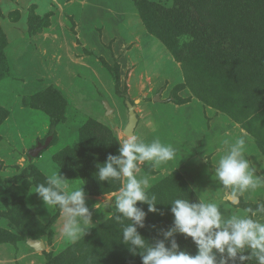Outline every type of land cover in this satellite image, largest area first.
I'll return each instance as SVG.
<instances>
[{
    "label": "rangeland",
    "instance_id": "1",
    "mask_svg": "<svg viewBox=\"0 0 264 264\" xmlns=\"http://www.w3.org/2000/svg\"><path fill=\"white\" fill-rule=\"evenodd\" d=\"M175 3L176 0H0V29L5 37L0 48V108L6 112L0 119V228L17 232L7 217L14 195L30 211L32 223L26 230L36 229L37 222L46 226L40 235L45 243L42 251H35L24 239L15 244L0 242V264H55V260L82 264L83 260H99L93 257L100 253L91 234L114 219L115 213L105 206V201H114L123 180L118 189L101 191L105 182L98 185L97 179L91 180L97 163L86 169L84 162L78 171L73 160L60 153L80 145V127L87 122L96 139L102 137L99 126L110 130L111 141L116 142L114 154H118L119 141L127 138L122 132L128 119L125 101L139 100L134 109L138 118L134 135L145 143L159 138L161 143L176 149L172 161H146L138 165L139 175L150 179L149 189L175 171L194 193L191 201H223L225 216L264 202L261 187L244 193L239 205L233 206L227 198L233 195L231 190L213 178L219 158L237 138H245V155L254 166L258 158L264 159V117L247 126L245 122L250 117L231 116L225 99L218 102L221 109L210 104L206 94L197 92L200 85L211 87L216 82L211 78L213 74L203 75L209 62L198 67L206 79L196 77L200 84L197 85L190 78L195 73L190 52L188 60L175 57V52L185 47L184 42L193 39L187 31L190 25L175 36L176 27L157 17L156 24L164 30L165 40L149 28L157 27L154 12L170 9ZM225 10L226 7L222 15ZM164 14L158 10V16ZM213 18H209L212 26L223 30V19ZM170 34L179 41L176 50L166 43ZM237 67L232 65L230 70ZM224 82L234 87L240 85L237 75L232 74ZM50 86L66 99L62 119L53 128L40 101V94ZM249 93L250 88L245 94ZM104 101L112 112H106ZM212 102L217 105V101ZM51 130L54 133L49 146L28 160V150L50 135ZM89 150L90 147L85 152ZM84 155L89 165L93 157ZM105 160L103 157L99 162ZM28 164L35 171L28 170ZM58 171L70 188L83 185L86 203L93 213L94 226L75 241L62 235L64 217L59 208L48 209L32 192ZM260 174L257 166V175Z\"/></svg>",
    "mask_w": 264,
    "mask_h": 264
},
{
    "label": "trees",
    "instance_id": "2",
    "mask_svg": "<svg viewBox=\"0 0 264 264\" xmlns=\"http://www.w3.org/2000/svg\"><path fill=\"white\" fill-rule=\"evenodd\" d=\"M176 1L177 3L170 9H158L165 13L163 17L158 16V10L154 12L156 14L154 22L156 24L157 17L167 19L173 28L176 27L177 34L174 33L175 36L180 31L185 32L186 27L190 25L187 31L193 39L186 43L184 42L185 47L176 51L175 57L178 59L186 58L188 60L191 56L187 54L190 52L193 59L192 67L195 71L193 75H190V78L194 80V83L197 81V85H200L198 83L199 79L206 76L210 77L212 74L211 78H213L214 83L216 82L211 87H203L200 85L201 90L197 92L203 95L206 94L205 96L209 98V103L221 109L223 106L218 102L225 99L229 105L227 112L231 116L234 118H238L239 116H244L245 118L250 117L245 122V124H248L247 126H249L252 120L264 117V114L261 113L264 112V92L261 91L264 89V0ZM224 7H226V10L222 15ZM205 10H207L205 13L208 16H205ZM210 16H214L217 19L221 17L223 19V30L219 31L217 26H212L213 21H210ZM217 21L219 22L221 20ZM156 25L157 27L149 25V28L157 37L165 40L167 37H165L166 34L164 35V30L161 29L160 25ZM4 43L5 37L0 29V48ZM166 43L168 45L170 44L169 47L171 49L176 50L175 47L178 46L179 41L170 34ZM204 63H207L206 65L208 66H205L206 70L203 72V75L206 73V76L202 75V77L201 73L198 72V67L203 66L202 64ZM211 63L216 67L213 68ZM232 65H238L237 69L230 70ZM211 70L213 73L208 72ZM224 71L229 73L226 74ZM231 74L232 77L237 75L240 85L234 87L229 86L228 82L223 83L224 78L226 77L227 79ZM189 84L191 86V81ZM248 88H250L249 94L251 95L245 94ZM64 100L66 101L65 97L54 86L48 87L40 94V101L44 109L48 111L50 126L52 128L62 119ZM228 100H230V103ZM212 101H217V105ZM34 104L37 106V103ZM5 114L6 112L0 108V119ZM92 123L94 124L95 122ZM98 128L101 130L102 137L96 139L91 133L92 129L88 127L86 122L80 127V145L78 146L77 144L78 147L75 146L71 149L66 148L60 153V155H65L64 157L69 156L68 160H73V163L77 165L76 168L78 171L84 167L81 165L84 162L87 169L88 167L95 166V163H101L99 162L100 159L103 157L107 158L109 153L114 154L116 142L115 140L114 142L111 141L113 136L110 130L103 126H99ZM53 133V130H51L50 134L52 137ZM89 147L90 150L86 153L85 151H88ZM84 154H90L93 157L89 165L86 163L87 158ZM26 156L28 160L31 159L28 153ZM27 168L31 172L35 171L34 166L31 164H28ZM94 174L91 180L96 179ZM104 182L105 186L101 187V191L107 192L120 187V181H111L108 183L107 181L100 182L96 180L95 184L100 185ZM10 190L14 189L10 188ZM148 192L149 195H155L157 197V207L160 209V213H147L145 217L146 226L145 228H138V231L151 243L156 238V231L149 227L150 225L154 224L157 225V228L167 229L173 223L174 217L170 212L171 205L169 203L176 198L194 200L195 197L183 177L175 171L167 176L166 180L159 182L149 189ZM12 200L13 206L7 209V217L11 225L15 226L14 228L17 232H10L0 228V242L6 241L15 244L19 239H24L25 241L27 237L40 238L46 226L37 222L38 224L36 223V225L38 226L36 229L26 230L28 224L32 223L30 211L19 196L14 195ZM138 206L143 207L147 211L146 204L138 202ZM115 216L116 214L114 215V219L100 225L91 234L92 238L96 239V249L100 253V256L95 255L93 257H99V260L92 263L89 260H83L82 264H142L140 252L133 253L129 251L128 247L120 240L123 225L115 219ZM123 223L126 224L128 221L124 220ZM38 227L40 228L38 229ZM174 235L181 246V250H187L195 254L196 245L190 237L178 233ZM159 238H162V236ZM55 264L65 263L55 260ZM245 264H251V262H245Z\"/></svg>",
    "mask_w": 264,
    "mask_h": 264
},
{
    "label": "clouds",
    "instance_id": "3",
    "mask_svg": "<svg viewBox=\"0 0 264 264\" xmlns=\"http://www.w3.org/2000/svg\"><path fill=\"white\" fill-rule=\"evenodd\" d=\"M118 154L109 153L103 163H97L95 177L98 181H121L123 185L105 206L122 223L121 239L129 251L141 254L142 264H264V202H256L243 212L225 216L223 201L176 198L169 204L174 220L167 229L150 225L156 231L154 242H149L138 228H145L147 213H160L157 197L149 195L150 179L139 175V164L172 161L176 149L161 143L159 138L145 143L137 135L129 134L119 141ZM246 140L237 138L219 158L214 168V179L225 189H230L238 206L240 196L264 187V159L254 166L245 155ZM205 160V159H204ZM257 166L262 174L257 175ZM44 205L59 208L64 221L62 235L75 241L94 226L92 211L86 203L83 185L70 188L59 171L48 176L32 191ZM147 205V211L138 206ZM114 205V207H113ZM97 209L96 205L94 206ZM128 223L124 224L123 221ZM190 237L196 245L195 254L181 250L174 234ZM162 238H159L161 237Z\"/></svg>",
    "mask_w": 264,
    "mask_h": 264
},
{
    "label": "water",
    "instance_id": "4",
    "mask_svg": "<svg viewBox=\"0 0 264 264\" xmlns=\"http://www.w3.org/2000/svg\"><path fill=\"white\" fill-rule=\"evenodd\" d=\"M156 98H158V94H156ZM156 98H154V100H156ZM139 100L137 99L136 101H133L132 103L130 101H125L126 104V108L128 110V119H127V123L123 129V134L128 136L129 134H134V130L137 124V115L134 111L135 109V104L138 102ZM106 112H112V108L108 105V103L106 101L103 102ZM52 139V135H48L43 141L38 140L36 142V145L32 148H30L28 150V155L30 157H36L39 156L40 152L44 149H46ZM227 198L232 201L234 199L233 195H227ZM25 243L30 246L31 248H33L35 251H42L45 248V243L42 239L40 238H31V237H27L25 240Z\"/></svg>",
    "mask_w": 264,
    "mask_h": 264
}]
</instances>
